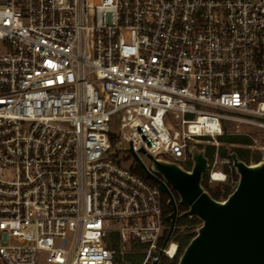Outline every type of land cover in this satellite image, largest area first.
I'll return each instance as SVG.
<instances>
[{"label": "built area", "instance_id": "built-area-1", "mask_svg": "<svg viewBox=\"0 0 264 264\" xmlns=\"http://www.w3.org/2000/svg\"><path fill=\"white\" fill-rule=\"evenodd\" d=\"M231 121L264 159V0H0V264L173 261L164 192L112 139L180 164L207 141L225 181Z\"/></svg>", "mask_w": 264, "mask_h": 264}, {"label": "water", "instance_id": "water-1", "mask_svg": "<svg viewBox=\"0 0 264 264\" xmlns=\"http://www.w3.org/2000/svg\"><path fill=\"white\" fill-rule=\"evenodd\" d=\"M126 150L133 154L145 174L156 179L160 189L169 195L168 205L173 211L166 216L170 222L167 239L175 229L177 216V203L170 188L178 194L179 204L188 207L180 216L197 217L201 221L189 232L192 238L177 264H264V159L247 163L234 149L228 148L239 179L234 190L219 200L203 184L209 167L205 148L190 146L191 169L154 157L141 148L140 153L150 161L147 165L132 147ZM157 262L154 258L152 264Z\"/></svg>", "mask_w": 264, "mask_h": 264}, {"label": "rangeland", "instance_id": "rangeland-1", "mask_svg": "<svg viewBox=\"0 0 264 264\" xmlns=\"http://www.w3.org/2000/svg\"><path fill=\"white\" fill-rule=\"evenodd\" d=\"M112 129L113 131L117 134H119V123H113L112 125ZM247 131V129H246ZM223 135H240V136H244L247 137L249 139L248 143H244V144H240V143H225L222 141V136ZM208 137H204V139H207ZM219 141L221 142L220 144V149L222 146H226L227 147V154H228V148H232L234 149L235 147H241L244 148L245 144H250L251 143V138L245 134V128L244 127H240L237 125V123L234 122H227L224 124V131L223 134L219 137ZM192 144H196L198 147L200 148H205L206 149V155L208 156V158L210 159V161L212 162L214 157L212 156L213 153V147L209 144V142L207 141H203V140H197V141H192ZM191 144V145H192ZM128 147V144L124 141H120V147H117V143H113V150L115 151V156L120 159V161L125 165V166H135V167H140L139 162L134 159L133 154H131L130 152H128L126 150V148ZM247 149V148H245ZM250 154H252L253 156L251 157V160L253 159L252 163H256L255 162V156H257L259 153L256 149L254 150H250ZM142 160L147 164L150 165V161L149 159L146 157V155L144 154H140ZM224 157V156H223ZM223 157L220 158L223 159ZM222 165V163H220ZM181 165H183L186 168H192L193 163L190 160L181 162ZM227 168V167H225ZM142 169V168H141ZM213 170V167H209L208 170L205 172L204 176L207 175L208 177V185L211 189H213V191H216L218 187H224L226 184H228L229 186L232 187V189H234L238 183V179H239V175L237 173V175L235 174L234 170L228 169V177L225 181H210V175H211V171ZM158 177V175H156ZM238 177V178H237ZM161 178V177H159ZM166 199V198H165ZM163 198V200H165ZM225 199L223 197V194L220 196L219 200H223ZM201 223L195 225L194 228H192L190 231L195 230ZM168 228H170V223H167ZM185 227L181 226L179 227V230L182 231ZM178 230V229H177ZM189 231V232H190ZM125 253H129V255H132V257L136 260L137 263L141 262L143 259V254L141 252L138 251H134L135 247L132 246H126V248H122Z\"/></svg>", "mask_w": 264, "mask_h": 264}, {"label": "trees", "instance_id": "trees-1", "mask_svg": "<svg viewBox=\"0 0 264 264\" xmlns=\"http://www.w3.org/2000/svg\"><path fill=\"white\" fill-rule=\"evenodd\" d=\"M222 141L225 143L244 144V143H248L249 139L247 137L240 136V135H223ZM113 143H117V140L112 139V145H113ZM234 150L238 153L240 159H242L248 163L250 162L249 150H247L245 148H241V147H235ZM220 151H221L222 156L227 155V147L226 146H222ZM259 160H260V156H258V155L255 156V161L257 162ZM137 168L140 172H142V169L140 167H137ZM234 172L237 175L235 169H234ZM203 184L206 187V189H208V191L212 194V196L217 198V199H220V196L222 194H223V197L226 198L234 190V189H232L231 186L226 184L224 187H218L216 191H213V189H211L208 185L207 175L204 176ZM168 200H169V196H167L166 199L164 200V213H165V215H167V213L172 211V209H173L172 207H170L168 205ZM184 208H186V207L184 206ZM199 223H201V221L197 217L181 216L178 219L177 224H176L177 226H176L175 231H174V234L176 235L177 239L180 242L179 250H178V256L173 261H170L168 258L163 257L160 260V264H177L179 256L181 255L185 246L189 243L190 239L192 238V235L189 233V231L192 228H194L195 225H197ZM181 226L185 227L182 231L179 230V227H181ZM114 246L119 249V241H117V238H116V243L114 244ZM128 259L135 260L132 257V255H129V253H124V254L118 253V255L116 257L115 264H125V261Z\"/></svg>", "mask_w": 264, "mask_h": 264}, {"label": "flooded vegetation", "instance_id": "flooded-vegetation-1", "mask_svg": "<svg viewBox=\"0 0 264 264\" xmlns=\"http://www.w3.org/2000/svg\"><path fill=\"white\" fill-rule=\"evenodd\" d=\"M159 177H160V176L158 175L157 178H159ZM170 190H171L172 194L174 195L175 200H176V203H177V216H176V222H175V228H176V226H177L176 224H177L178 219L181 217V216H180L181 213L184 212L188 207H187L186 205L179 204V196H178V194H177L174 190H172L171 188H170ZM167 196H169L167 193H163V198H164V199H165ZM184 206H185L186 208H184ZM172 211H173V209H172ZM172 211L168 212L167 215L170 214ZM167 215H166V216H167ZM167 222L170 223L169 221H167ZM174 231H175V229H174ZM134 262L136 263L135 260H134Z\"/></svg>", "mask_w": 264, "mask_h": 264}, {"label": "bare ground", "instance_id": "bare-ground-1", "mask_svg": "<svg viewBox=\"0 0 264 264\" xmlns=\"http://www.w3.org/2000/svg\"><path fill=\"white\" fill-rule=\"evenodd\" d=\"M216 176H218V178H220L221 177V175L218 173V174H216Z\"/></svg>", "mask_w": 264, "mask_h": 264}]
</instances>
